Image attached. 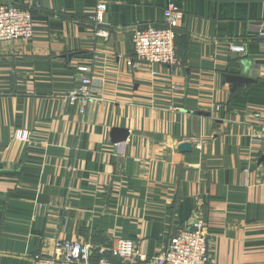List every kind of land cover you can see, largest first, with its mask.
Here are the masks:
<instances>
[{"label": "crops", "instance_id": "0c3cea01", "mask_svg": "<svg viewBox=\"0 0 264 264\" xmlns=\"http://www.w3.org/2000/svg\"><path fill=\"white\" fill-rule=\"evenodd\" d=\"M3 1L34 29L0 43V264L58 240H127L139 256L112 264H155L197 213L212 264H264V0ZM171 3L177 65L130 66L132 27ZM83 79L91 99L71 101Z\"/></svg>", "mask_w": 264, "mask_h": 264}, {"label": "built area", "instance_id": "2783aa9c", "mask_svg": "<svg viewBox=\"0 0 264 264\" xmlns=\"http://www.w3.org/2000/svg\"><path fill=\"white\" fill-rule=\"evenodd\" d=\"M32 11L31 8H21L0 0V43L31 40L34 29ZM105 13V3L99 2L90 18L97 36L107 37ZM177 18L178 9L171 3L164 10L161 26L132 27L133 58L129 65H139L144 69L176 66ZM256 30L258 37L264 40V21L256 26ZM228 49L231 53L242 54L245 51V44L231 43ZM89 84V79H83L77 93L70 95L71 101L78 95H82L84 100L91 99L88 92ZM259 142L264 147V123ZM199 215L200 213L196 214L197 218L190 226L176 231L167 247L155 258V264H212L208 252L207 232L203 220L198 218ZM107 256L129 262L139 256V251L133 242L127 240H118L110 247H91L81 242L58 240L54 244L52 255L33 258L32 264H112ZM92 257L97 258L95 263L91 262Z\"/></svg>", "mask_w": 264, "mask_h": 264}, {"label": "water", "instance_id": "95a60500", "mask_svg": "<svg viewBox=\"0 0 264 264\" xmlns=\"http://www.w3.org/2000/svg\"><path fill=\"white\" fill-rule=\"evenodd\" d=\"M117 131H113V133H116ZM190 148V145L184 144L179 147L181 151H186Z\"/></svg>", "mask_w": 264, "mask_h": 264}, {"label": "trees", "instance_id": "16d2710c", "mask_svg": "<svg viewBox=\"0 0 264 264\" xmlns=\"http://www.w3.org/2000/svg\"><path fill=\"white\" fill-rule=\"evenodd\" d=\"M21 8H23V7H21Z\"/></svg>", "mask_w": 264, "mask_h": 264}]
</instances>
